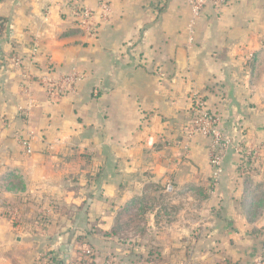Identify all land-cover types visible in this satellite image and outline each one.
Here are the masks:
<instances>
[{"label":"crops","instance_id":"1","mask_svg":"<svg viewBox=\"0 0 264 264\" xmlns=\"http://www.w3.org/2000/svg\"><path fill=\"white\" fill-rule=\"evenodd\" d=\"M109 3L90 35L74 11L98 12L99 0H0V264H64V245L75 264H254L264 254V0L207 5L197 20L182 0ZM46 69L86 78L51 100L38 80ZM196 93L224 135L259 148L256 169L228 149L213 186L210 140L189 137ZM125 216L141 222L123 240Z\"/></svg>","mask_w":264,"mask_h":264},{"label":"built area","instance_id":"2","mask_svg":"<svg viewBox=\"0 0 264 264\" xmlns=\"http://www.w3.org/2000/svg\"><path fill=\"white\" fill-rule=\"evenodd\" d=\"M189 5L193 14V20H197L202 10L207 5H212L216 9L225 7L233 0H182ZM75 14L80 18L81 27L84 28L90 35L96 33V30L102 23H106L112 13L109 0H99V11L93 12L88 8H82L78 6L75 9ZM38 48L35 46L33 52L36 54ZM12 66L18 69H22L23 61L19 57H12L9 59ZM86 78L85 73L78 69H74L69 73H63L55 75L50 69H46L41 76H39V82L44 86L48 97L51 100H60L67 95H72L77 92L78 85ZM31 107L25 109V113L30 112ZM191 119L189 122L188 130L189 137L200 134L203 137L211 139V151L210 162L215 167V180L213 186L219 181L223 172V159L225 152L228 149L233 148L237 153L241 162L246 163V169H256L259 164V148H252L247 146L246 141L241 139L236 145L227 136L222 135L219 130L221 123L220 116L214 112L208 105L207 99L203 94H194L191 101L190 109ZM27 147V153H32L31 141H25ZM259 166V165H258ZM249 170V171H250ZM168 190L171 191L172 187L169 186ZM212 193V192H211ZM83 256L92 257L94 251L90 248H83L81 251ZM47 263L56 264L55 257L53 255L45 256ZM66 264H75L67 260ZM106 264H114V258L109 257ZM254 264H264V254L258 257Z\"/></svg>","mask_w":264,"mask_h":264},{"label":"rangeland","instance_id":"3","mask_svg":"<svg viewBox=\"0 0 264 264\" xmlns=\"http://www.w3.org/2000/svg\"><path fill=\"white\" fill-rule=\"evenodd\" d=\"M214 112L216 113V111L214 110ZM219 115V114H218ZM221 118V117H220ZM222 120V119H221ZM221 124V123H220ZM220 126V125H219ZM220 130V129H219ZM222 133V132H221ZM222 135H224L223 133H222ZM224 136H226V135H224ZM228 137V136H227ZM228 138H230L231 139V137H228ZM209 140H210V151H211V139L210 138H208ZM241 139H244L245 140V138L244 137H241L237 142H235L233 139H231L232 141H233V144L234 145H236ZM246 141V140H245ZM247 144V146H250L248 143H246ZM210 155V154H209ZM223 166V165H222ZM130 219L131 218H129L128 219V217L127 216H125V218H123L122 219V223L123 222H127V223H130V222H128V220L130 221ZM135 222V223H134ZM140 222H141V219H135L134 221H132V223H130L129 225H125V227H122L121 229H120V233L119 234H117L118 236H120L121 237V239H123V240H125V239H127L128 238V232H129V229H131V227L132 226H136V225H139L140 224Z\"/></svg>","mask_w":264,"mask_h":264},{"label":"water","instance_id":"4","mask_svg":"<svg viewBox=\"0 0 264 264\" xmlns=\"http://www.w3.org/2000/svg\"><path fill=\"white\" fill-rule=\"evenodd\" d=\"M72 245H64L61 247V251L64 253V264H66L67 260L70 258V254L72 251Z\"/></svg>","mask_w":264,"mask_h":264}]
</instances>
